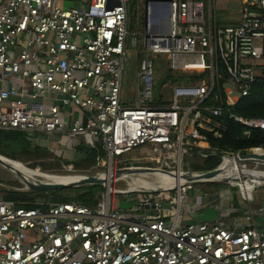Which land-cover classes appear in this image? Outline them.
<instances>
[{
	"label": "built area",
	"instance_id": "2783aa9c",
	"mask_svg": "<svg viewBox=\"0 0 264 264\" xmlns=\"http://www.w3.org/2000/svg\"><path fill=\"white\" fill-rule=\"evenodd\" d=\"M230 1L241 6L236 25L221 26L217 0H137L132 31L131 0H0V131L36 144L58 136L71 151L102 145L111 174L114 161L149 148L146 159L160 165L152 175L181 180L110 188L95 209L0 200V264H264V164L220 152L208 136L221 137L218 118L227 114L247 136L264 130V120L233 113L256 85L264 88V0ZM129 48L141 57L130 94ZM186 156H220L211 170L220 174L194 183L236 188L242 218L200 220L213 197L183 177L211 171L185 170ZM112 192L132 207L115 208Z\"/></svg>",
	"mask_w": 264,
	"mask_h": 264
},
{
	"label": "rangeland",
	"instance_id": "374dc122",
	"mask_svg": "<svg viewBox=\"0 0 264 264\" xmlns=\"http://www.w3.org/2000/svg\"><path fill=\"white\" fill-rule=\"evenodd\" d=\"M76 1V0H74ZM217 10L219 12V16L221 17L222 24L221 26H230L236 25L232 23L234 20H237V17L239 15V10L241 9L240 3L238 1H230V0H217ZM74 5L73 2L65 1V7H72ZM138 20H137V0H131V3L129 5V29L132 31H138L139 28L137 26ZM129 55V59L125 63V76H124V86L125 89H128V93L130 94L131 91H134L136 93V75L139 71L140 66V59L141 57H138V54L136 55V50L132 49L130 52L127 53ZM127 93V91H126ZM136 103L135 100H131L129 105L134 106ZM24 137L26 138L27 142L30 144V149L25 151H19L18 153H8L6 152L7 146L1 144L0 145V156H3L7 159L13 160L18 163L24 164L26 167L33 169V170H39L43 173L52 174V175H60V176H80V177H98V178H106V176L109 174L110 169V162L109 158L106 155V157L101 158L100 155L103 153L104 149L101 145H99L95 150L97 151V157L96 161L88 164L83 163V157L82 154L76 151H59V152H53L51 149L48 148V151H45V147H42V152H37L36 149L41 147L40 145L34 143L33 136L30 137L27 134H24ZM31 143H30V142ZM151 149H142L139 148L132 153L125 155L119 159H115L113 164V176H115L114 181L112 182V190L115 192L128 190L129 188H138L139 185H141L140 179L148 181L151 185H157L160 184L158 178L154 177L152 174L147 173H136L131 176H129L126 179H119L122 177L121 175H118V171L127 169V168H158L160 165L154 163V162H148L146 159V153H150ZM183 168L185 170H191L194 172L200 171L205 166V160L202 157L198 156H186L183 158ZM261 169L264 171V167H261ZM138 177V178H137ZM38 181H45L41 180L40 178H34ZM107 179V178H106ZM138 181V182H137ZM139 184V185H138ZM132 185V186H131ZM91 186V185H89ZM103 191L101 193V201H104V198L107 196V191L104 186ZM140 187H143L142 185ZM83 187H76V188H70V189H62L57 190V194L65 199V200H73L75 197L79 196L81 193L84 192ZM195 190H200L205 193H209L212 195L211 202H213V208L219 207L220 205H226L233 206L234 208L240 210V204L241 198L237 194L238 191L236 188H230L226 184H197L194 183ZM225 191L228 194H233L234 198L233 200H230L229 198L225 199L224 201L222 199L217 198L216 194L219 192ZM16 194H27L29 195V198L26 197V199H32L34 201H37L39 203H54L56 202V198L52 196L47 195H39V193H34L29 191L26 186L22 183V181L10 170L5 169L3 166L0 165V200H7L8 197H11ZM172 195L176 196V192H171ZM195 197L194 191H188V199L191 200ZM258 197L260 199H264V189H261L258 192ZM111 198L113 199V203L115 208L121 207L122 209H128L132 207L131 203L121 202L123 199L119 195V193L112 192ZM230 203H228L229 201ZM190 202L189 204L184 205L185 209H188L195 205V202ZM121 202V203H120ZM75 203V202H72ZM77 204V203H76ZM253 206L255 207L256 204ZM81 205V204H80ZM99 205V204H98ZM97 205V206H98ZM257 207V206H256ZM217 210V208H215ZM242 209V208H241ZM190 210V209H189ZM212 210V208L210 209ZM242 211V210H240ZM202 212V211H201ZM241 214V212H239ZM242 215V214H241ZM240 215V216H241ZM242 217V216H241ZM240 217V218H241ZM230 219L233 223L238 217H236V214H233ZM200 220L204 221L205 219L200 218Z\"/></svg>",
	"mask_w": 264,
	"mask_h": 264
},
{
	"label": "trees",
	"instance_id": "16d2710c",
	"mask_svg": "<svg viewBox=\"0 0 264 264\" xmlns=\"http://www.w3.org/2000/svg\"><path fill=\"white\" fill-rule=\"evenodd\" d=\"M233 113L239 117H243L246 120H264V88L261 85H256L253 94L244 99L240 104L233 110ZM225 129L222 131L221 137H214L212 134H208L209 143L211 147L217 149L220 152H239L243 155L248 153V150L253 148L264 149V130L263 129H252L250 135H245L247 127L238 124L234 119L230 118V114L224 115L218 118ZM30 142V141H29ZM31 143V142H30ZM45 142H41V147L37 148L36 151L42 152V147H45V151H48V147ZM7 146L6 152L18 153L19 151L27 152L30 149V144L21 132H6L0 131V145ZM102 146V145H101ZM76 150L82 154L83 163L91 164L96 161L97 151L83 147L79 143L75 144ZM106 152L103 151L100 157H106ZM220 156H211L205 159V166L200 171H211L214 170L220 163ZM84 192L73 200H65L61 198L57 192H34L39 195L54 196L57 203H68L75 202L83 206L95 209L100 203L102 197L101 193L103 187L100 185L84 186ZM27 194H16L8 197L7 200H31Z\"/></svg>",
	"mask_w": 264,
	"mask_h": 264
},
{
	"label": "water",
	"instance_id": "95a60500",
	"mask_svg": "<svg viewBox=\"0 0 264 264\" xmlns=\"http://www.w3.org/2000/svg\"><path fill=\"white\" fill-rule=\"evenodd\" d=\"M255 158L260 160L264 164V154L262 155H257V154H249V155H244L243 158ZM0 165L3 166L5 169L10 170L12 173H14L21 181L22 183L26 186V188L31 191V192H52V191H57V190H62V189H70V188H76V187H83V186H89V185H100L104 186L107 191V196H109L110 192L108 190L107 184L108 180L106 178H98V177H81L78 181H74L72 183L68 184H61V183H54L50 181H38L35 180L32 177H26L22 173H20L18 170H16L12 165L7 163L6 161L3 160L2 156H0ZM156 172L154 169L150 168H127L118 171V175H132L136 173H149L152 174ZM220 174L219 170L211 171L208 173H205L201 175L200 177H194L191 175L184 176L183 178L190 182H198L202 180H210L216 178Z\"/></svg>",
	"mask_w": 264,
	"mask_h": 264
},
{
	"label": "bare ground",
	"instance_id": "6f19581e",
	"mask_svg": "<svg viewBox=\"0 0 264 264\" xmlns=\"http://www.w3.org/2000/svg\"><path fill=\"white\" fill-rule=\"evenodd\" d=\"M3 160L6 161L7 163H9L10 165H12L16 170H18L20 173H22L24 176H26L27 178L28 177H32V178H40L41 180H45V181H50V182H54V183H61V184H68V183H72L74 181H78L81 177L80 176H60V175H52V174H47V173H43L39 170H33V169H30L28 167H26L24 164L22 163H18V162H15L13 160H10V159H7L5 157H3ZM147 174V173H146ZM114 174L111 172L106 176L107 180H108V184H107V187H108V190H112V182L114 181V178L115 176H113ZM262 176V175H261ZM154 177L158 178L159 180V183L160 184H157V185H151L148 181L146 180H142L140 179V184L143 186V187H159V186H173L175 184H181V180H175L174 178L170 177L168 174H157V175H154ZM138 178V177H137ZM126 179V178H124ZM138 182V181H137ZM139 185V184H138ZM139 185V187L141 186ZM132 186V185H131ZM138 187V188H139ZM136 188V187H135Z\"/></svg>",
	"mask_w": 264,
	"mask_h": 264
},
{
	"label": "crops",
	"instance_id": "0c3cea01",
	"mask_svg": "<svg viewBox=\"0 0 264 264\" xmlns=\"http://www.w3.org/2000/svg\"><path fill=\"white\" fill-rule=\"evenodd\" d=\"M44 144H46V146L49 149H51L53 152L54 151L55 152H59V151L65 152V151L69 150L66 147V140L64 138H61V137H58V136L50 137V141L49 142H45ZM69 151H71V150H69ZM224 194L230 200L232 199L231 194H228L227 192H224ZM228 203H230V201ZM213 206H215V205H213ZM213 206L209 207V208H205L202 212H200L198 214L200 216V218H203L205 220L221 221V222H223L225 224L232 225L234 223L230 220V219H232L230 217L233 216V214H236V217H239V218L241 217L240 213L236 212L234 210L233 206H230L231 208L229 209V206H227V204L224 205V206L220 205L219 207L218 206L215 207V208H217V210L215 208H213ZM239 206L243 210L246 209V205H245L244 202H242V204H240ZM211 208H212V210H210ZM187 219H190V218H186L185 221H188Z\"/></svg>",
	"mask_w": 264,
	"mask_h": 264
}]
</instances>
